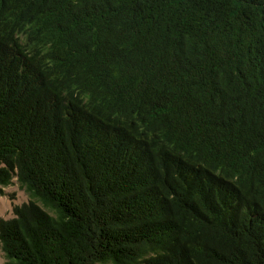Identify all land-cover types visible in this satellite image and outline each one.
<instances>
[{
    "label": "trees",
    "instance_id": "1",
    "mask_svg": "<svg viewBox=\"0 0 264 264\" xmlns=\"http://www.w3.org/2000/svg\"><path fill=\"white\" fill-rule=\"evenodd\" d=\"M6 264H264V0H0Z\"/></svg>",
    "mask_w": 264,
    "mask_h": 264
},
{
    "label": "rangeland",
    "instance_id": "2",
    "mask_svg": "<svg viewBox=\"0 0 264 264\" xmlns=\"http://www.w3.org/2000/svg\"><path fill=\"white\" fill-rule=\"evenodd\" d=\"M5 195H0V218H10L13 214V206L30 200V194L20 187L17 178L13 183L5 187ZM0 264H6L3 252L0 250Z\"/></svg>",
    "mask_w": 264,
    "mask_h": 264
}]
</instances>
